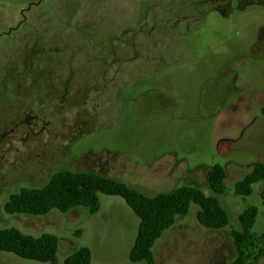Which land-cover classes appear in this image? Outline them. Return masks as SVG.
Returning <instances> with one entry per match:
<instances>
[{
	"label": "rangeland",
	"instance_id": "obj_1",
	"mask_svg": "<svg viewBox=\"0 0 264 264\" xmlns=\"http://www.w3.org/2000/svg\"><path fill=\"white\" fill-rule=\"evenodd\" d=\"M264 0H0V228L59 237L58 261L83 246L93 264L132 262L139 217L124 198L101 208L9 214L22 187L61 169L91 170L148 195L183 185L219 194L230 223L203 226L199 206L157 240L158 264H232V230L264 180L236 182L264 162ZM0 264H53L0 251ZM264 264V259L260 262Z\"/></svg>",
	"mask_w": 264,
	"mask_h": 264
},
{
	"label": "trees",
	"instance_id": "obj_2",
	"mask_svg": "<svg viewBox=\"0 0 264 264\" xmlns=\"http://www.w3.org/2000/svg\"><path fill=\"white\" fill-rule=\"evenodd\" d=\"M262 111L264 113V108ZM226 177L225 167L215 164L208 174L209 186L215 194H206L197 186L183 185L148 195L123 180L95 171L61 169L41 187H22L12 193L4 210L9 214L44 215L55 209L64 213L84 206L90 214H95L101 208L100 193L121 196L140 219L130 260L158 264L154 251L157 240L178 217L187 215L193 204L199 206L197 217L203 226L223 229L229 225V214L218 197L226 191ZM262 180L264 162H258L236 182L235 190L238 194L251 195L254 184ZM258 214L256 205L240 214L241 228L231 232L236 248L232 264H260L264 259V232L254 231ZM59 242L58 235L51 232L33 235L17 227L0 228V251L14 252L26 259L57 263ZM64 264H93L91 248H79L66 257Z\"/></svg>",
	"mask_w": 264,
	"mask_h": 264
}]
</instances>
